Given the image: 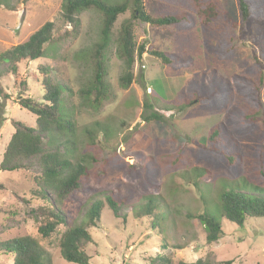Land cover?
I'll return each instance as SVG.
<instances>
[{
	"label": "rangeland",
	"instance_id": "374dc122",
	"mask_svg": "<svg viewBox=\"0 0 264 264\" xmlns=\"http://www.w3.org/2000/svg\"><path fill=\"white\" fill-rule=\"evenodd\" d=\"M1 1L0 54L25 43L48 22L56 24L54 37L62 40L47 47L46 58L22 63L18 75L2 79L8 99H0L5 120L0 129V163L15 133L12 122L36 127V116L21 108L19 99L43 103L46 77L67 87L63 107L75 122L76 132L73 136L58 132L45 142L50 149L70 142L65 144L71 150L66 156L74 163L85 161L87 169L81 188L57 204L70 224L80 223L91 204L105 202L107 196L122 206L121 217H116L105 203L98 228L90 229L94 241L86 248L90 264H191L198 260L264 264V218L248 219L240 228L216 215H221L218 192L226 187L222 182L245 188L246 181L264 189L259 178L264 165V0H250L253 13L248 21L243 20L238 0H203L205 5H217L218 17L207 27L192 0H145L153 16H189L188 24L163 28L132 21L138 45L179 58L183 65L180 69L164 65L146 53L134 66L131 87L123 89L124 64L117 39L121 24L132 20V0H127L129 11L119 17L106 54L111 100L99 112L87 105L81 91L93 80L90 52L101 39V13L94 9L80 13L79 32L66 36L72 28L60 21L65 0ZM40 66L49 72L42 74ZM211 82L223 91L224 100L205 107L196 102L199 83ZM186 98L196 103L179 111ZM153 114L162 119L148 122ZM238 116L242 120L234 125ZM96 123L106 128V134L98 131ZM224 125L234 159L220 161L199 154L208 146L211 131L223 130ZM87 128L97 131L94 143ZM235 159L238 165L230 168ZM37 175L34 164L26 170L0 171V242L31 236L52 264H71L59 247L66 227L60 226L49 239L39 233L40 209L51 204L33 196ZM50 197L54 199L52 193ZM149 199L153 200L150 210ZM204 213L222 221L224 236L217 243H207L203 225L189 217ZM13 260V255L0 252V264H13Z\"/></svg>",
	"mask_w": 264,
	"mask_h": 264
},
{
	"label": "trees",
	"instance_id": "16d2710c",
	"mask_svg": "<svg viewBox=\"0 0 264 264\" xmlns=\"http://www.w3.org/2000/svg\"><path fill=\"white\" fill-rule=\"evenodd\" d=\"M238 1L243 20L248 21L253 13L251 2L250 0ZM192 2L195 7L194 10L202 20L203 26L207 27L217 19L216 3L209 2L205 5L203 0H192ZM132 5V20H126L121 24L117 39L118 55L124 64V71L120 78V84L123 89L131 87L135 80L134 66L146 53L161 60L164 65H171L178 69L183 65L179 58H172L169 54L161 51H149L145 45H138L133 20L151 28L190 23L189 16L184 13L182 15H163L158 17L151 15L146 9L145 0H132ZM1 6L2 1L0 0ZM92 9L101 13L103 25L101 39L92 47L90 52L93 80L86 89L81 91V95L89 107L99 112L111 100V89L107 82L106 54L111 45L113 31L119 17L129 11V2L126 0L119 4H109L105 0H65L60 21L72 28L71 33H67L66 36L79 32L81 23L78 15ZM55 30L56 24L48 22L32 34L25 43L0 54V99H8V95L1 85L2 79L7 74L18 75L19 66L22 63L35 62L46 58L47 47L59 44L58 42L62 39L54 37ZM39 70L45 75L49 72L47 68L42 66L39 67ZM43 86L45 91L43 103H36L31 98L19 99L20 107L36 116V127H28L21 122H12L15 133L4 151L3 159L0 163V171L16 172L26 170L31 164L37 167L38 175L34 180L38 189L33 193V196L41 197L43 201L51 204V206L48 204L49 206L45 205L40 209L42 220L39 233L44 239H49L60 226L66 227L59 241L63 259L71 264H90L91 258L86 251L87 246L94 243L90 229L98 228L105 203L116 217H121L122 206L112 196H107L105 202H93L87 210L85 218L76 224H70L69 216L59 208L57 204L59 200L66 201L81 188L82 182L86 177L87 167L83 164L85 161L74 163L66 156V153L71 150L65 144H70V142L65 141L54 149H50L45 142V139L53 138L55 133L58 132L73 136L76 132V125L63 107L62 96L63 93L68 91V88L62 84H53L48 77L44 79ZM213 86L215 84H212V82L208 85L199 83V97L196 101L198 104H203L206 107L205 104L210 102L223 103V91ZM196 102L189 101L186 98L178 107V110L183 111L186 108H190V105ZM161 119L162 117L153 114L152 119H148V122L152 120L160 121ZM239 120H242V116L241 118L240 116L235 118L233 124H237ZM4 121L0 113V129ZM94 126L99 132L106 134V128L102 127L100 123H96ZM226 127L224 125L223 130L215 127L209 135L208 146L202 148L201 150L204 151H199V154L205 157L212 156L220 161L234 159L233 156H230L231 149L227 145ZM85 132L93 140L92 143H94L97 131L87 128ZM49 141L53 140L50 139ZM71 144L73 145L74 142ZM237 160H234L235 165L233 162L230 163L232 165L230 168L238 165ZM259 175V178L264 183V165ZM222 183H225L226 187L224 189L220 188L218 192L221 215L219 213L216 214L218 217L220 216V219H226L243 228L248 219L264 218L263 188L248 185L246 181L245 188H242L241 184ZM227 188L231 189L225 190ZM51 193L54 196L52 200L50 197ZM152 202L153 200L149 199V210L153 207ZM147 214H150L149 211ZM189 217L199 220L203 225L207 232V243H217L224 236L222 221L218 217L207 213L195 216L189 215ZM123 218L125 217L123 216ZM153 224L155 225L154 222ZM0 252L13 255V264H52L46 250L38 240L31 236L0 242ZM191 264H207V262L198 260L196 263ZM220 264H233V261H225Z\"/></svg>",
	"mask_w": 264,
	"mask_h": 264
}]
</instances>
